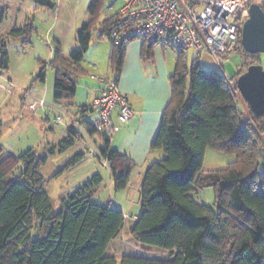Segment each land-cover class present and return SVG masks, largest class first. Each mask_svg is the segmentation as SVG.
<instances>
[{"label":"trees","instance_id":"1","mask_svg":"<svg viewBox=\"0 0 264 264\" xmlns=\"http://www.w3.org/2000/svg\"><path fill=\"white\" fill-rule=\"evenodd\" d=\"M99 2L93 0L90 5L94 19ZM116 17L113 13L101 22L100 37L108 35ZM92 23L89 20L80 27L78 45L69 56L58 40L54 42L50 65L55 69L56 99L70 101L76 95L84 73L81 62L92 42ZM33 27L28 22L8 35L30 36ZM156 44L144 41L142 54L152 57ZM176 50L170 75L172 96L152 142V148L163 149L164 154L145 170L141 212L130 228L137 242L166 249L169 255L126 252L119 259L109 252L127 216L119 202L112 203L114 198L105 202L94 198L104 179L100 172L64 196L62 209L53 211L42 169L50 156L75 147L83 138L72 127L47 154H38L34 148L6 153L0 142V264H264V114L256 116L249 105V116L244 114L241 100L247 101L237 86L242 71L229 76L216 69L204 70L198 61L189 68L186 50ZM0 53V69H8L5 40ZM245 53L252 60L248 66L261 62L259 54ZM125 54L126 44L112 45L110 63L117 81ZM46 73L47 63L42 61L36 78L44 81ZM81 123L90 136L100 132L98 149L107 161L113 189H125L135 164L112 146V136L93 122ZM207 147L235 158L225 167L205 169ZM85 153L78 149L62 170L75 166ZM206 186L214 187L215 206L193 196ZM39 228L44 233L35 235Z\"/></svg>","mask_w":264,"mask_h":264},{"label":"rangeland","instance_id":"2","mask_svg":"<svg viewBox=\"0 0 264 264\" xmlns=\"http://www.w3.org/2000/svg\"><path fill=\"white\" fill-rule=\"evenodd\" d=\"M1 1V8L4 7L6 11L3 19H0V48L3 40H5L9 52V70H2L0 83L11 79L14 86L12 93H7L0 87V142L6 153L17 154L29 148H34L38 154H47L49 144L58 142L57 139H59L60 133L57 126L54 127L55 129L51 128L52 125L45 119L47 117L46 113L56 112L61 107H65L66 110L72 112L79 110L88 99L86 87L91 86L89 84L94 82L90 75L102 72V66L111 67L112 42L107 34L100 37L101 22L113 14L117 7L106 10L109 6L108 0H100L94 19L90 13V5L93 0H54L56 5L53 8L36 3L33 0ZM253 2L263 4L264 0H253ZM89 20H94V23H92V42L86 53L85 61L81 62L84 73L79 77L77 94L71 100L73 105L67 106L65 101L54 97L55 69L50 65L53 57V45L58 40L61 43L63 53L67 55L69 49L78 45V30L84 22ZM28 22H31L34 26L30 36L16 38L8 35V32L15 25H25ZM167 51L172 54L167 57V61L170 62V66L175 67L178 52L169 47H167ZM258 54L261 63L264 65V52ZM185 56L189 68L192 67L194 61H198L199 66L204 70L216 69L229 76L236 74L238 70L244 72L248 63L252 61L251 56L242 49L231 53L229 59L222 65H219L215 58L207 53L197 59V54L193 49L186 50ZM42 61L47 63L45 81L36 78ZM95 62L97 63L95 64ZM40 98L46 100L47 106L34 112L30 108V104ZM241 107L244 114L249 116L250 109L243 100H241ZM76 146L81 147L79 143ZM73 149L70 148L69 153H72ZM66 157L67 153H58L57 157L49 158L42 169L45 177V188L51 198L54 212L62 209V198L74 191V187L82 179H85L81 177L82 172H80V170H83V165H81L82 167L76 166L59 171L60 164L65 161ZM234 158L235 155L232 153L207 147L204 167L205 169L222 168ZM103 175L105 181L97 187L100 188V191H108L111 185L110 176L105 175V173ZM114 193L118 197V193L116 191ZM193 196L199 202L215 206L213 186L201 188L194 192ZM111 201L116 204L114 199ZM132 223L130 219L125 220L121 232L111 243L109 252L117 255L119 259L126 252L158 257L169 255V251L166 249L137 242L130 231ZM43 233L44 231L39 228L35 235H42Z\"/></svg>","mask_w":264,"mask_h":264},{"label":"built area","instance_id":"3","mask_svg":"<svg viewBox=\"0 0 264 264\" xmlns=\"http://www.w3.org/2000/svg\"><path fill=\"white\" fill-rule=\"evenodd\" d=\"M252 1L108 0L106 10L117 7L114 12L117 17L110 27L108 38L114 46L139 38L174 49H193L197 56L210 54L222 65L231 53L242 49V28L249 17ZM91 76L102 83L100 93L89 104V109L97 112L93 124L98 130L113 136L117 130L114 111L117 110L119 122H128L134 115V109L128 94L121 90L115 77L108 74ZM13 86L11 79L0 83V87L7 93H12ZM45 106L47 102L44 98L30 104L34 112ZM57 110L46 120L52 125L79 129L83 133V138L78 141L80 149L91 156L101 157L87 127L68 111L60 108ZM104 163L108 165L106 160Z\"/></svg>","mask_w":264,"mask_h":264},{"label":"crops","instance_id":"4","mask_svg":"<svg viewBox=\"0 0 264 264\" xmlns=\"http://www.w3.org/2000/svg\"><path fill=\"white\" fill-rule=\"evenodd\" d=\"M1 3L2 1L0 0V8ZM5 11V8L2 7L0 10V19H3ZM19 26H22V24L15 25V27L13 28ZM143 43L144 40L141 41L139 38H136L126 44L125 59L118 80L121 90L128 94L129 101L134 109V115L128 122H119L116 117L117 110H115L113 113V118L116 121L115 123L117 126V130L111 138V144L121 152L128 154V156L136 166L129 184L125 189L116 191V193H118V197H116L113 189L111 173L108 170L107 166H105L104 160L98 155L91 156L86 152L83 159L75 166L71 167L74 168L76 166L78 167L83 165V170H80V172H82V176H80L85 178L82 179V181L78 183V185L74 188H77L80 184H82L96 172H100L102 175L105 173V175L110 176V189L108 191H100V188L97 187L98 189L96 188L94 190V198H99V201L102 202H105L110 198H114L116 202L120 203V206L124 210L125 215L127 216L126 221L130 219L132 222L138 218L141 212L142 205L140 189L143 182L145 170L152 161L159 159L164 154L163 149H153L152 142L160 129L165 108L172 96L170 75L172 74V72H174L173 70H175V67H173V65L170 66V62L168 63L167 61V57H169V55H172L167 51V46H163L161 44L154 45L152 50L153 56L149 57L142 54ZM169 48L171 49V47ZM72 49H69L66 56H69ZM172 49L174 51L176 50L174 48ZM85 59L86 58L84 57L83 60L85 61ZM96 63L97 62H95V64ZM2 70L4 69H0V73L2 72ZM6 70H9V68ZM101 71L102 72L96 74H108L111 76L114 75L111 74L112 70L109 66H102ZM90 77L94 82L89 84L91 86L86 87L88 91V99H86L87 101L83 105H89L92 100L100 93V89L102 87L101 82L93 78L91 75ZM58 100L65 101L67 106L73 105L71 100ZM81 107L76 112L66 110L65 107H61L60 109L68 111L72 117L78 119L80 122L83 120L94 122V120L97 118V112L93 109L82 110ZM56 112H47L46 116L52 117ZM56 126L59 129L60 133V137L57 140H60L64 135L67 134L68 126L52 125L51 128L55 129L54 127ZM91 137L95 145L99 148L100 144H102L100 132L93 133ZM52 144L53 143H50L48 148H50ZM73 148L74 149L72 153H69L70 149L61 153H67V157L65 158V161L61 162V168L59 171L64 168L66 162L68 161V158L78 149H80L78 148V146ZM57 156L58 154L52 155L49 158ZM103 178L104 179L102 183H104L105 181L104 175Z\"/></svg>","mask_w":264,"mask_h":264},{"label":"water","instance_id":"5","mask_svg":"<svg viewBox=\"0 0 264 264\" xmlns=\"http://www.w3.org/2000/svg\"><path fill=\"white\" fill-rule=\"evenodd\" d=\"M49 8L55 6L54 0H33ZM249 17L242 28V45L252 54L264 52V7L261 3L250 4ZM237 86L256 116L264 114V65L252 63L237 78Z\"/></svg>","mask_w":264,"mask_h":264}]
</instances>
